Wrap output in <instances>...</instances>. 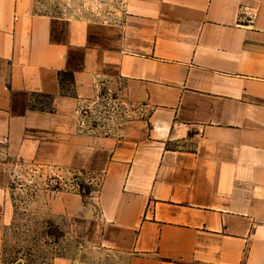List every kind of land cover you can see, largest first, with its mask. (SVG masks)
<instances>
[{"label": "crops", "instance_id": "crops-1", "mask_svg": "<svg viewBox=\"0 0 264 264\" xmlns=\"http://www.w3.org/2000/svg\"><path fill=\"white\" fill-rule=\"evenodd\" d=\"M105 91L146 121L85 126ZM19 164L93 177L95 192L43 196L85 247L127 264H264V0H125L113 19L0 0V264Z\"/></svg>", "mask_w": 264, "mask_h": 264}, {"label": "rangeland", "instance_id": "rangeland-1", "mask_svg": "<svg viewBox=\"0 0 264 264\" xmlns=\"http://www.w3.org/2000/svg\"><path fill=\"white\" fill-rule=\"evenodd\" d=\"M124 1L39 0L45 12L105 19L121 17ZM67 89L70 88L65 86ZM148 115L149 109L129 105L116 91H105L89 108L83 122L85 126L96 127V133L109 135L121 132L120 128L145 122ZM32 169L19 164L10 178L14 210L4 233L5 261L53 264L56 257L64 256L73 259L74 264H127V255L120 252L83 246L71 231L67 218L49 214L43 198L52 189L47 186L48 175L45 171L34 174ZM84 182H77L79 189L84 184L95 192L94 185Z\"/></svg>", "mask_w": 264, "mask_h": 264}, {"label": "built area", "instance_id": "built-area-1", "mask_svg": "<svg viewBox=\"0 0 264 264\" xmlns=\"http://www.w3.org/2000/svg\"><path fill=\"white\" fill-rule=\"evenodd\" d=\"M238 13H239V19L241 20L242 23H247V22H252L256 16V13L254 11H248L246 10L244 7H239L238 9ZM84 113L87 114L88 110H84ZM33 171V173H41L43 171L42 168H37V167H30ZM44 172V171H43ZM39 176V175H37ZM73 179L72 182L70 181H66L64 183H61V179L56 176V175H51L48 176L47 181L48 187H51L53 189H61V188H71V189H76V190H81V187L79 189V185L77 182H83L84 183H88L95 186L94 183V179L93 177H91L89 174L85 173V172H74L73 173ZM71 183H73V185H71ZM71 186V187H70Z\"/></svg>", "mask_w": 264, "mask_h": 264}, {"label": "trees", "instance_id": "trees-1", "mask_svg": "<svg viewBox=\"0 0 264 264\" xmlns=\"http://www.w3.org/2000/svg\"><path fill=\"white\" fill-rule=\"evenodd\" d=\"M64 74H67V75H69V76H71L72 77V73L71 72H60L59 73V78H60V80H61V83L63 82V79H62V76L64 75ZM67 90H65V86H64V84H63V92H66ZM47 97H49V96H47ZM81 190H83V192H84V194H89L90 192H92L91 190H92V187H90V186H85L84 184L81 186ZM89 190H90V192H89Z\"/></svg>", "mask_w": 264, "mask_h": 264}, {"label": "bare ground", "instance_id": "bare-ground-1", "mask_svg": "<svg viewBox=\"0 0 264 264\" xmlns=\"http://www.w3.org/2000/svg\"><path fill=\"white\" fill-rule=\"evenodd\" d=\"M2 154H4V153H2ZM3 156V155H2ZM4 158V157H3ZM83 172V171H82Z\"/></svg>", "mask_w": 264, "mask_h": 264}]
</instances>
